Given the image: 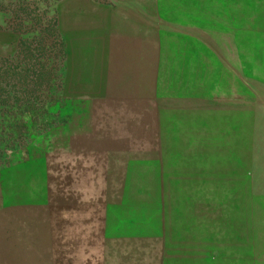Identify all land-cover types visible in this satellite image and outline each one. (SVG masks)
<instances>
[{
    "label": "rangeland",
    "instance_id": "obj_1",
    "mask_svg": "<svg viewBox=\"0 0 264 264\" xmlns=\"http://www.w3.org/2000/svg\"><path fill=\"white\" fill-rule=\"evenodd\" d=\"M130 1L0 0V264H264V0Z\"/></svg>",
    "mask_w": 264,
    "mask_h": 264
},
{
    "label": "crops",
    "instance_id": "obj_2",
    "mask_svg": "<svg viewBox=\"0 0 264 264\" xmlns=\"http://www.w3.org/2000/svg\"><path fill=\"white\" fill-rule=\"evenodd\" d=\"M182 2V0H179ZM152 3L155 5L158 4V0H152ZM150 0H131L127 3L125 10L128 15H130L131 19L138 21H148V16L150 14H156V11L150 6ZM139 5H142V11L138 10ZM137 6V7H136Z\"/></svg>",
    "mask_w": 264,
    "mask_h": 264
},
{
    "label": "trees",
    "instance_id": "obj_3",
    "mask_svg": "<svg viewBox=\"0 0 264 264\" xmlns=\"http://www.w3.org/2000/svg\"><path fill=\"white\" fill-rule=\"evenodd\" d=\"M43 78H44V73L43 72H40L39 73V75L37 76V80L35 81V83L36 84H33L32 85V87H34V88H32V91L33 92H38L41 88H42V86H43V82H42V80H43ZM35 90V91H34Z\"/></svg>",
    "mask_w": 264,
    "mask_h": 264
}]
</instances>
